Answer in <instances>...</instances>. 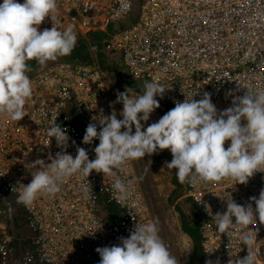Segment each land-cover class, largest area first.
Masks as SVG:
<instances>
[{"label":"built area","instance_id":"built-area-1","mask_svg":"<svg viewBox=\"0 0 264 264\" xmlns=\"http://www.w3.org/2000/svg\"><path fill=\"white\" fill-rule=\"evenodd\" d=\"M121 2L57 0L56 19L46 18L40 31L52 27L64 31L72 26L76 45L91 48V59L63 60L28 72L33 90L24 106L25 116L11 121L0 115V264H100L98 247L118 245L135 224L154 221L134 160L111 176L95 171L85 179L73 175L54 196L40 195L30 207L17 202L19 185L32 180L27 165L37 159L49 164L48 157L55 158L61 151L75 158L77 147L94 160L99 140L82 143L89 123H96L100 131L92 118L115 111L120 119L109 73L92 47L91 33L100 36L105 52L120 58L129 80L142 89L153 80L167 88L163 99H156L168 111L176 101L196 93L192 99L199 101L206 92L219 115L247 90L264 89V0H130L131 8L117 17ZM120 24L126 26L119 28ZM55 122L69 136L63 149L46 135ZM229 146L226 141L225 149ZM116 178L134 182L132 195L123 203L112 188ZM182 186L183 198L192 200L202 218L198 232L203 263L215 264L219 258L220 264H229V260L246 257L247 246L238 238L240 230L221 234L212 217L227 211L222 199L226 194L238 205L251 203L256 214L250 198L258 199L264 190V172H256L246 185L226 179L207 184L186 180ZM256 215V224L249 225V230L257 233L256 264H264V224ZM168 232L174 236L181 264H186L192 239L178 218Z\"/></svg>","mask_w":264,"mask_h":264},{"label":"clouds","instance_id":"clouds-1","mask_svg":"<svg viewBox=\"0 0 264 264\" xmlns=\"http://www.w3.org/2000/svg\"><path fill=\"white\" fill-rule=\"evenodd\" d=\"M130 0H122L118 17L124 9H130ZM57 0H3L0 4V115L11 121H20L25 116L24 106L32 96L33 83L27 73L28 61L35 60L44 66L48 61L72 53L77 36L72 26L64 31L57 27L39 31V26L50 18L56 19ZM164 86L157 81L145 82L140 95H132L134 89L126 88L117 93L116 103L123 105L117 119L115 111L110 116L93 117L98 121L89 123L82 143L90 145L99 140L95 147V159L89 160L84 148L77 147L73 158L64 151L58 152L51 161L37 159L27 165L32 180L28 185H19L21 190L17 202L25 207L33 205L38 196H54L66 179L78 175L88 178L95 171L113 175L115 169H123L129 162L151 156L158 151L170 150L172 161L169 169L176 170L178 181L183 184L203 182L216 183L224 180L246 185L256 172H264V89L235 97L232 107L217 113L209 93L199 101L186 98L175 102L158 122L142 130L141 120L147 122L150 115L160 107L159 96L163 99ZM243 122V123H242ZM133 125L135 132L133 134ZM121 129H124L122 132ZM48 137L55 138L57 146L68 143L67 130L56 122L47 130ZM230 141L225 149L224 144ZM75 143V142H73ZM133 181L116 178L112 182L118 202L127 201L132 195ZM16 188H13L15 190ZM89 190L85 188V196ZM227 211L212 217L218 232L238 231L240 244L246 245L248 255L243 259L229 260V264H256L255 241L257 233L249 230L258 219L264 224V190L259 198H250L255 203L238 205L231 195L226 194ZM211 215V210L206 206ZM233 219L235 223H233ZM215 250H207L212 253ZM100 264H178L165 242L159 235L157 222L135 224L128 238L121 237L120 244L98 247ZM213 264V261H206ZM215 264H220L219 258Z\"/></svg>","mask_w":264,"mask_h":264},{"label":"rangeland","instance_id":"rangeland-1","mask_svg":"<svg viewBox=\"0 0 264 264\" xmlns=\"http://www.w3.org/2000/svg\"><path fill=\"white\" fill-rule=\"evenodd\" d=\"M45 21L39 26V31L41 30V27ZM93 35L94 33H91L89 37L91 38ZM91 56V48L88 46L84 47L82 44H77L70 55L58 57L55 61H48L44 66L35 64V60L28 61V66L30 68V73L28 74H31L32 72H38L40 69L45 68L52 63L63 60L84 62L90 60ZM108 73L111 92L112 89L114 92L117 88V92L115 93V99H117V93L124 92L128 86L123 82L121 78L122 76L118 72L108 71ZM115 83L117 84L116 86ZM132 95L140 94L133 92ZM122 110L123 105L120 104L117 107V112L121 120L123 119L122 115H120ZM167 112L168 110L166 109V113ZM160 118L161 117L157 113L153 112L147 122H144L143 120L140 121L142 130L146 129L152 123L158 122ZM132 130L134 134V125ZM172 159L173 157L170 150H163L158 151L151 156L145 155L144 158L134 160V162L137 168L139 181L141 183L145 199L150 207L154 221L157 222L159 235L161 239L168 244L167 247L170 253L176 257L178 264H181L177 244L175 242L174 236L168 232V226H172L173 223L176 222L177 218L180 220L181 225L185 219L199 226L202 218H198V211L196 210L192 200L190 198H183L185 193L184 186L176 189L175 185L173 184L174 169H169L167 167V163H170ZM199 255H197V260L200 257ZM186 264H188V262H186ZM189 264H196V261H192V263Z\"/></svg>","mask_w":264,"mask_h":264},{"label":"trees","instance_id":"trees-1","mask_svg":"<svg viewBox=\"0 0 264 264\" xmlns=\"http://www.w3.org/2000/svg\"><path fill=\"white\" fill-rule=\"evenodd\" d=\"M126 24H120L119 28L125 27ZM93 48L95 49L97 56L100 60V63L102 66L107 70V66L112 65L113 67H120L121 66V60L118 56L112 55L110 53H107L103 50L101 42H100V36L98 34H94L91 37ZM83 45V44H82ZM84 46V45H83ZM85 47V46H84ZM36 62V61H35ZM111 67V66H110ZM122 77H125V80L130 84V88L134 89L135 92L138 94H142L144 89H142L140 86H138L135 82L129 80L124 72V70H120ZM141 88V89H140ZM141 90V91H140ZM160 107L156 109L154 112L157 113L160 117H163L166 114V107L165 104L160 102ZM173 184L175 185L176 189L181 188L182 184L178 181L176 176V170L174 169V176H173ZM183 215V214H182ZM183 217V216H182ZM182 229L183 231L192 239L193 242V249L192 252L188 258V264L192 263V261H196V264H204L201 252H200V235L198 232V225L193 224V222H190L189 220H185L182 223ZM200 252V253H199ZM195 253V256H194ZM200 254V255H199ZM197 255L200 257L197 260ZM199 262V263H198Z\"/></svg>","mask_w":264,"mask_h":264},{"label":"crops","instance_id":"crops-1","mask_svg":"<svg viewBox=\"0 0 264 264\" xmlns=\"http://www.w3.org/2000/svg\"><path fill=\"white\" fill-rule=\"evenodd\" d=\"M74 58H76L75 56H73ZM35 64H38L37 62H35ZM111 66V67H110ZM122 69V67L120 66V67H113L112 65H109V66H107V71H113V72H118L121 76H122V74H121V70ZM123 70V69H122ZM122 78V80H123V82L128 86V88H130V84H128V82L125 80V77L123 78V77H121ZM134 82V81H133ZM137 84V83H136ZM117 84L115 83V86H116ZM138 85V84H137ZM139 86V85H138ZM131 89V88H130ZM141 89V88H140ZM141 91V90H140ZM117 92V88H116V91H114L113 92V89H112V97H113V101H114V104H115V106H116V109H117V107L120 105L119 103H116V101H117V99H115V93ZM135 92V91H134ZM135 93H137V92H135ZM135 163V162H134ZM154 219V218H153ZM180 256V255H179Z\"/></svg>","mask_w":264,"mask_h":264}]
</instances>
